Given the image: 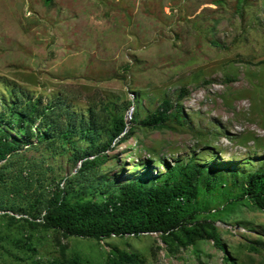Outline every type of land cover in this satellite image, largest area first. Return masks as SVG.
I'll list each match as a JSON object with an SVG mask.
<instances>
[{
  "label": "rangeland",
  "instance_id": "rangeland-1",
  "mask_svg": "<svg viewBox=\"0 0 264 264\" xmlns=\"http://www.w3.org/2000/svg\"><path fill=\"white\" fill-rule=\"evenodd\" d=\"M15 89L77 112L133 102L122 111L127 122L169 99L188 127L206 134L133 129L107 153L104 173H127L143 159L156 165L157 156L250 168L264 155V0H0V98ZM22 154L47 168L46 188L77 167L42 145ZM238 203L209 218L238 227L214 223L228 257L264 264V214ZM56 238L0 218V264H48ZM59 242L83 264H103L110 246L145 264H224L225 256L210 241L168 255L156 234Z\"/></svg>",
  "mask_w": 264,
  "mask_h": 264
},
{
  "label": "trees",
  "instance_id": "trees-1",
  "mask_svg": "<svg viewBox=\"0 0 264 264\" xmlns=\"http://www.w3.org/2000/svg\"><path fill=\"white\" fill-rule=\"evenodd\" d=\"M15 90L0 98V218L9 224L22 222L30 231L56 234L57 256L48 264L85 262L77 254H68L60 239L100 242L146 234H156L168 255L210 241L225 255L224 264H240L226 255L214 226L219 220L209 215L228 211V206L240 205L242 200L264 214V155L250 168L236 163L204 166L191 159L169 163L157 156L156 165L143 159L127 173L123 168L119 173H104L101 167L112 159L107 153L127 140L133 129L206 134L188 127L179 106L169 99L142 118L126 122L122 111L133 102L123 103L121 110L110 102L98 112H77L57 100L44 102ZM183 92L179 90L175 101ZM35 145H42L51 157L77 164L61 185L46 188L47 168L24 158L22 152ZM153 165L162 169L157 171ZM23 245L34 254L30 243ZM103 264L145 262L137 253L110 246Z\"/></svg>",
  "mask_w": 264,
  "mask_h": 264
},
{
  "label": "built area",
  "instance_id": "built-area-1",
  "mask_svg": "<svg viewBox=\"0 0 264 264\" xmlns=\"http://www.w3.org/2000/svg\"><path fill=\"white\" fill-rule=\"evenodd\" d=\"M215 225L216 226H219V227H221V228H225V229H228L229 230V232H232V233H235V231L237 230L236 228H238V227H235V228H233V227H227L226 225H224V224H222V223H219V222H216L215 223ZM233 228V229H232ZM155 235V234H154Z\"/></svg>",
  "mask_w": 264,
  "mask_h": 264
},
{
  "label": "water",
  "instance_id": "water-1",
  "mask_svg": "<svg viewBox=\"0 0 264 264\" xmlns=\"http://www.w3.org/2000/svg\"><path fill=\"white\" fill-rule=\"evenodd\" d=\"M127 122V121H126Z\"/></svg>",
  "mask_w": 264,
  "mask_h": 264
}]
</instances>
